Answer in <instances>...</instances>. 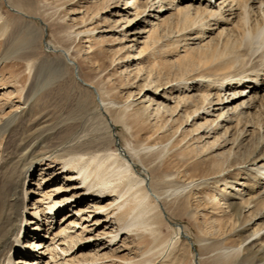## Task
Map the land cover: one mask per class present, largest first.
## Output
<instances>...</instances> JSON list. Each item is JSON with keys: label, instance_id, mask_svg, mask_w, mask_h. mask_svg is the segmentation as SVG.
Masks as SVG:
<instances>
[{"label": "rangeland", "instance_id": "1", "mask_svg": "<svg viewBox=\"0 0 264 264\" xmlns=\"http://www.w3.org/2000/svg\"><path fill=\"white\" fill-rule=\"evenodd\" d=\"M126 1L121 0L120 4L124 6ZM97 2L0 0V158L6 143L3 130L14 125L21 114L24 116L22 137L27 142H37L34 155L39 159L50 151L51 145L60 144L68 131H73L68 129L73 121L69 120L68 127L54 130L51 136L50 132L45 135L46 131L68 116L69 119H78L73 112L80 103H85L89 115L85 124L92 136L102 140L111 138L114 144L110 149L114 151L129 146L134 153L132 159L136 175L145 176L149 191L158 193V196L162 193L160 196L163 198L159 203L149 202L154 208L149 209L154 211L148 224H143L147 226L151 222L149 227L138 225V229L133 228L114 247L117 252L109 256L119 259V264H170L164 260L169 251L163 255L161 252L172 241L176 250L171 256L183 258L181 264H193L194 260L199 264H264V219L255 218L264 212V204L255 198L249 201L253 207L248 212L242 208L237 212L231 205L239 202L231 200L228 194L222 195L226 186L246 182L242 167L252 164L248 157L262 137H248L240 148L229 144L211 149L207 147L208 141H204L202 129H199L202 121L196 120L189 126L190 120L186 124L185 112L175 109L179 100L177 93L172 95L177 98L173 102L156 101L157 104L163 103L161 113L157 115L152 113L157 104L150 108L148 103H138L137 95L150 87L151 82L166 87L173 80L184 81L192 76L228 78L239 74L246 64L239 61L242 64L239 66L237 60H231L245 53L240 40L236 45H231L230 41L231 44L225 48L226 39L218 38L215 33L203 41H186L184 43L188 46L183 48L184 43H180V37L175 36V39L176 34L171 37L163 33L156 42L157 33L146 34L141 42L148 44L153 41L149 49L152 51L155 46L157 53L151 55L147 50L149 52L143 59L134 62L132 59L137 49L123 48L122 33L128 31L125 28L127 14L123 13L119 18H110L109 14L97 15L98 8L102 7ZM142 27L134 26L131 31L134 33ZM48 44L58 50L47 49ZM61 50L68 53L76 66V79L72 64L65 62ZM34 71H38L37 74ZM62 80L67 81L65 91L57 89ZM85 83L95 90L86 88ZM196 92L190 96H203ZM95 93L104 103H114L115 108L106 116L113 125L111 129L107 130L97 116L102 112L97 108ZM118 117H122V123ZM218 132L215 137L223 136L224 130ZM244 161L247 165L243 164ZM39 174L37 170L28 182L38 184ZM62 182L59 178L50 183L49 193L54 195L52 190L58 189ZM66 195L68 193H58L54 198L62 200ZM29 198L33 201L30 203L43 200L37 195ZM43 208L40 207L41 210ZM128 208L125 207L124 211L127 212ZM63 214L67 212L63 211L59 216ZM126 218L124 215L117 223L124 222ZM26 225L28 230L31 225ZM176 226H181L184 233L174 238ZM73 231L66 242V249L77 247L81 240V235ZM223 249L234 252L227 258L218 259ZM95 250L92 246H82L72 262L93 259L97 254ZM98 253L107 254V251Z\"/></svg>", "mask_w": 264, "mask_h": 264}, {"label": "bare ground", "instance_id": "2", "mask_svg": "<svg viewBox=\"0 0 264 264\" xmlns=\"http://www.w3.org/2000/svg\"><path fill=\"white\" fill-rule=\"evenodd\" d=\"M97 1V5H102L98 8L97 15L109 14L110 18H119L123 13L127 14L125 28L128 31L122 33L123 48L127 47V50L132 49V51L137 49L132 59L134 62L143 59L149 52L147 50H150L149 45L154 43L151 40L148 44L141 42L146 34L157 33L159 37L157 36L155 42L163 33L171 37L176 34L174 37H180L182 42L180 40L179 42L184 43L189 40L203 41L216 33L218 38L226 39L225 48L230 41L233 45L240 40L245 53L234 56L235 59L231 60L246 64L243 71L242 68L241 70L238 68L241 71L239 74L228 78L226 76L215 78L213 75L212 77L192 76L184 81H168L170 83L166 87L156 86V83L151 82V88H145L146 90H142L143 93L137 94L140 100L138 103H148V107L151 108L156 106L158 99L164 102L175 101L177 98L172 95L177 93L179 100L175 109L180 108L179 110L185 112L186 124L190 120L189 126L196 120L202 121L199 129H202L204 141H208L207 147L211 149H220L229 144L240 148L248 137L257 135L262 137L248 157L252 164L242 167L246 182L226 186L222 195L228 194L231 200L239 202L231 205L237 212H240L241 208L244 212L245 210L248 212L253 207L250 206L249 201L255 198L258 201L260 199L263 205L264 0H127L124 6L120 4L121 0ZM102 19L100 17L99 20ZM137 25H143V29L138 28L133 33L131 28ZM193 34L194 37H190ZM182 45L184 48L188 43ZM154 47L149 54L157 53ZM46 48L58 50L50 44ZM185 51L187 52L188 49L185 48ZM60 52L71 61L65 50ZM235 53L237 54V51ZM73 65L71 67L76 79L78 73H75ZM66 82L60 81L57 89L65 91ZM84 86L95 90L87 83ZM166 90L169 95L165 94ZM193 91L201 92L203 96H199L200 98L190 96ZM95 94L98 97L97 108L102 112L97 116L107 130L111 129L113 125L106 116L115 108L114 103H104L100 96ZM161 105L163 103L157 104L156 108L152 109V113L160 114ZM86 108L85 103H80L79 108L73 112L78 119H69L68 116L66 120L46 131L45 135L50 132L51 136L54 130L68 127L69 120L73 121L68 128L73 131H68L60 144L51 145V142L50 151L48 150V153L40 156L39 159L34 155L37 142L28 141V143L22 137L23 114L16 119L14 125L3 130L6 143L0 158V264H119V259L109 256L117 252L114 247L122 241V237L128 236L133 228L138 229V225L148 224L151 219L149 216L154 211L149 204L151 200L159 203L163 199L160 196L162 193L158 196V193L149 191L145 176L136 175V165L132 159L134 153L129 146L114 151L110 149L114 144L111 138L102 140L92 136L85 124L89 116ZM117 119L122 123V117ZM218 130H224L223 136L215 137L219 133ZM213 137V141L209 142ZM243 164L247 165V161ZM37 170L40 172L38 184L29 183L28 179ZM59 178L63 182L58 189L52 190L55 194L51 195L49 193L51 190H48L49 184ZM28 187L31 188L27 189ZM58 193L64 195L68 193V195L59 200L54 198ZM34 195L43 200L30 203L33 201L29 197ZM83 205L87 207L84 208ZM41 206H44L42 210ZM125 207H129L127 212L124 211ZM63 211L67 214L59 216ZM124 215L127 216L126 220L118 224L117 222ZM57 217L60 220L57 221ZM255 218L264 219V212ZM26 224L31 225L28 230L25 228ZM73 230L81 235V240L77 247L74 246L76 249L71 247V250L66 249V242L74 233ZM155 231L153 230L154 233ZM42 232L45 235H40ZM174 232L175 238V235L176 237L183 235L184 230L181 226H176ZM82 246L96 248L97 254H94L95 257L89 261L72 262ZM175 248L172 241L165 245L161 255L169 251V254L164 256V260L167 259L166 263L181 264L183 258L171 256ZM103 251H107V254L99 255L98 252ZM233 252L230 249H223L218 259L227 258ZM194 261L193 264H199Z\"/></svg>", "mask_w": 264, "mask_h": 264}, {"label": "water", "instance_id": "3", "mask_svg": "<svg viewBox=\"0 0 264 264\" xmlns=\"http://www.w3.org/2000/svg\"><path fill=\"white\" fill-rule=\"evenodd\" d=\"M60 54L62 55V57H63V59L65 60V62L67 63V64H74V63H72L71 61H69L65 56H64V54H63V52H60ZM74 67H75V73H76V71H77V68H76V66L74 65ZM118 145V144H117ZM119 146V145H118Z\"/></svg>", "mask_w": 264, "mask_h": 264}]
</instances>
